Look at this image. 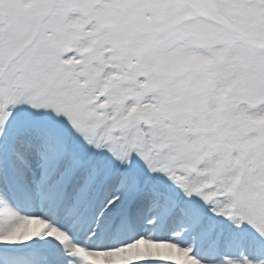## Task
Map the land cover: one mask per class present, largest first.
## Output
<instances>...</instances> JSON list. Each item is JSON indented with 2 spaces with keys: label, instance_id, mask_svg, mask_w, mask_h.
Listing matches in <instances>:
<instances>
[{
  "label": "snow or ice",
  "instance_id": "1",
  "mask_svg": "<svg viewBox=\"0 0 264 264\" xmlns=\"http://www.w3.org/2000/svg\"><path fill=\"white\" fill-rule=\"evenodd\" d=\"M0 264H264V0H0Z\"/></svg>",
  "mask_w": 264,
  "mask_h": 264
}]
</instances>
